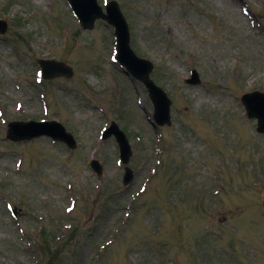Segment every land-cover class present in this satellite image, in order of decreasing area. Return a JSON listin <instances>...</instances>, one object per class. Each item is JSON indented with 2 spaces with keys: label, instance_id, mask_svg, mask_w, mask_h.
Wrapping results in <instances>:
<instances>
[{
  "label": "rangeland",
  "instance_id": "374dc122",
  "mask_svg": "<svg viewBox=\"0 0 264 264\" xmlns=\"http://www.w3.org/2000/svg\"><path fill=\"white\" fill-rule=\"evenodd\" d=\"M117 1L130 46L171 99L169 126L151 124L143 86L109 61L111 26L80 29L65 0H0L9 25L0 35V264H264V135L239 101L264 91V0ZM39 57L65 61L73 76L36 83ZM190 68L197 85L184 82ZM41 117L65 124L76 149L5 138L9 120ZM111 120L132 148L127 188L116 142L100 139ZM4 198L20 208L17 221ZM39 223L46 232L34 237ZM44 243L54 254L43 260Z\"/></svg>",
  "mask_w": 264,
  "mask_h": 264
},
{
  "label": "water",
  "instance_id": "95a60500",
  "mask_svg": "<svg viewBox=\"0 0 264 264\" xmlns=\"http://www.w3.org/2000/svg\"><path fill=\"white\" fill-rule=\"evenodd\" d=\"M70 1L74 5L79 17L82 19L84 23V27L86 26L90 27L92 21L96 17L100 16L99 9L95 7L93 0H70ZM112 9L113 11L111 12V16L107 18L117 27V35L119 37V49L121 54L120 59L127 65V67L135 75L143 79L151 88L150 93L156 104L155 114L157 120L160 123L169 122V111H168L169 101L165 98V95L163 93H161L158 89L153 88L151 86V82L147 78L148 67L145 65V63L142 61L135 60L126 50L127 34L126 31H124V24L120 20V18L116 15L114 8ZM2 28L3 26L0 24V29H1L0 31H3ZM64 70H65L64 67L59 66V68H57L55 73L49 74V67H46L44 76L52 77L54 75L67 74ZM243 99L247 107L249 116L257 117L258 130L263 131L264 130V95L260 93H251L244 95ZM57 129L59 130L58 133H55L53 130H49V129L41 130L40 133L56 134L59 138L70 141V137L62 129H60V127H57ZM111 132H114L115 135L117 136L120 147L122 149L124 161H126L129 155V150L124 137L117 131L115 127L112 130L108 131L107 134H110ZM8 136L11 137L12 139L19 140L23 136L27 137V134L15 136L13 135V133L11 134L9 133Z\"/></svg>",
  "mask_w": 264,
  "mask_h": 264
}]
</instances>
